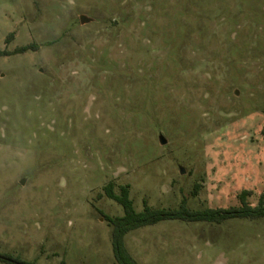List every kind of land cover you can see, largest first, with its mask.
<instances>
[{"label":"rangeland","instance_id":"obj_1","mask_svg":"<svg viewBox=\"0 0 264 264\" xmlns=\"http://www.w3.org/2000/svg\"><path fill=\"white\" fill-rule=\"evenodd\" d=\"M23 46L0 57V255L118 264L108 184L138 213L258 206L264 0H0V50ZM124 245L138 264H264V218L165 220Z\"/></svg>","mask_w":264,"mask_h":264},{"label":"trees","instance_id":"obj_2","mask_svg":"<svg viewBox=\"0 0 264 264\" xmlns=\"http://www.w3.org/2000/svg\"><path fill=\"white\" fill-rule=\"evenodd\" d=\"M31 47L32 46H23L21 48L15 49L13 52L0 50V57L25 53L29 51ZM104 191L107 198L114 200L116 203L121 205L124 210V215L122 217L106 218L109 226L112 228L111 236L113 254L118 264H138L128 253L124 245L125 235L130 231L155 225L161 221L180 220L185 222H207L221 224L228 219L257 220L264 218V196H261L258 206L251 207L246 202L245 195L248 194L246 192L242 193L240 196V207L227 210L206 209L203 211H191L186 207V204L183 201L178 210L152 209L145 204L144 210L138 213L134 210L133 203L129 198L128 187H121L120 193L115 194L112 184H108L104 187ZM0 256L7 259H0V263L2 264H36L35 262H23L7 255ZM8 260H12L13 262H9Z\"/></svg>","mask_w":264,"mask_h":264},{"label":"water","instance_id":"obj_3","mask_svg":"<svg viewBox=\"0 0 264 264\" xmlns=\"http://www.w3.org/2000/svg\"><path fill=\"white\" fill-rule=\"evenodd\" d=\"M79 22H80V24L81 25H86V24H89V23H91V22H93V19H91V18H89V17H87V16H85V15H81L80 17H79ZM159 143L161 144V145H165L166 143H167V140L162 136V135H160L159 136ZM181 173L182 174H184V170L183 169H181ZM24 182L22 181V184H23ZM0 259L1 260H7V259H5L4 257H2V256H0ZM9 262H13L12 260H8ZM16 264H18V263H16Z\"/></svg>","mask_w":264,"mask_h":264}]
</instances>
